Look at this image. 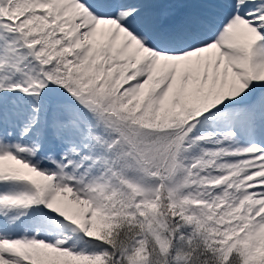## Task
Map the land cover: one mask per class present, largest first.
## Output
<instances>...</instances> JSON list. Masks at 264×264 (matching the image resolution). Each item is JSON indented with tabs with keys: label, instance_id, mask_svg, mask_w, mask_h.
I'll list each match as a JSON object with an SVG mask.
<instances>
[{
	"label": "snow or ice",
	"instance_id": "6c2138e0",
	"mask_svg": "<svg viewBox=\"0 0 264 264\" xmlns=\"http://www.w3.org/2000/svg\"><path fill=\"white\" fill-rule=\"evenodd\" d=\"M0 264H264V0H0Z\"/></svg>",
	"mask_w": 264,
	"mask_h": 264
}]
</instances>
